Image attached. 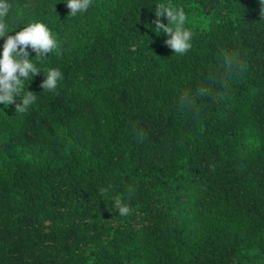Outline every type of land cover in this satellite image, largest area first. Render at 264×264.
I'll return each mask as SVG.
<instances>
[{
  "label": "trees",
  "instance_id": "1",
  "mask_svg": "<svg viewBox=\"0 0 264 264\" xmlns=\"http://www.w3.org/2000/svg\"><path fill=\"white\" fill-rule=\"evenodd\" d=\"M0 264H264V0H0Z\"/></svg>",
  "mask_w": 264,
  "mask_h": 264
}]
</instances>
